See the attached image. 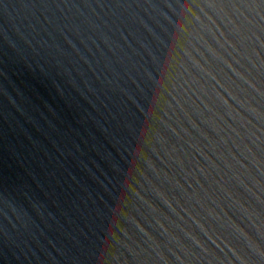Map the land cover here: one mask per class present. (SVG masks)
I'll return each instance as SVG.
<instances>
[{
	"label": "water",
	"instance_id": "1",
	"mask_svg": "<svg viewBox=\"0 0 264 264\" xmlns=\"http://www.w3.org/2000/svg\"><path fill=\"white\" fill-rule=\"evenodd\" d=\"M0 264H264V0H0Z\"/></svg>",
	"mask_w": 264,
	"mask_h": 264
}]
</instances>
